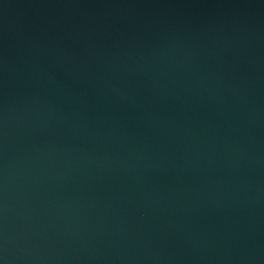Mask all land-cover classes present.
I'll return each instance as SVG.
<instances>
[{"label": "water", "instance_id": "95a60500", "mask_svg": "<svg viewBox=\"0 0 264 264\" xmlns=\"http://www.w3.org/2000/svg\"><path fill=\"white\" fill-rule=\"evenodd\" d=\"M0 264H264V0H0Z\"/></svg>", "mask_w": 264, "mask_h": 264}]
</instances>
